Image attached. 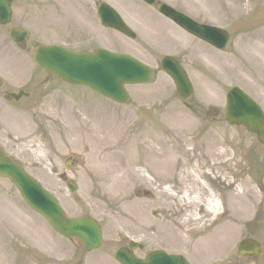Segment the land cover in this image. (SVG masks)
<instances>
[{
  "label": "rangeland",
  "instance_id": "1",
  "mask_svg": "<svg viewBox=\"0 0 264 264\" xmlns=\"http://www.w3.org/2000/svg\"><path fill=\"white\" fill-rule=\"evenodd\" d=\"M159 1L227 30V48L219 51L186 34L138 0L14 1L12 23L0 27V145L69 217L98 220L105 243L87 252L56 235L0 179V264H119L115 253L131 241L144 245L136 251L141 259L162 249L191 264H264V254L259 262L236 255L245 238L264 249V147L225 120L226 94L236 86L264 110V0ZM103 2L125 17L135 41L103 31L95 16ZM16 28L29 32L25 42L11 39ZM68 32L143 61L155 70L153 80L129 86L130 101L118 105L46 74L35 61L39 44L58 40L70 47ZM167 55L179 58L194 86L190 108L160 66ZM249 67L258 83L245 82ZM21 90L32 99L17 102L7 95ZM33 100V109L23 107ZM72 157L76 162L68 168ZM68 181L78 191L71 193ZM166 188L169 198L178 193L177 209L158 198ZM197 194L203 202L218 197L220 215L202 207L192 219ZM235 213L236 224L226 225V216Z\"/></svg>",
  "mask_w": 264,
  "mask_h": 264
},
{
  "label": "water",
  "instance_id": "2",
  "mask_svg": "<svg viewBox=\"0 0 264 264\" xmlns=\"http://www.w3.org/2000/svg\"><path fill=\"white\" fill-rule=\"evenodd\" d=\"M153 4L155 0H144ZM13 0H0V25H8L12 19ZM160 12L172 19L192 35L204 40L218 49H224L229 42V34L221 29L199 25L185 15L163 5ZM102 23L122 34L135 38V34L123 23L120 16L108 5L99 10ZM15 42H21L27 33L16 30L11 33ZM37 62L50 73H55L64 81L74 85H85L119 104L128 101L125 85L147 84L151 81L152 70L126 55H117L100 50L95 55L75 54L58 47H44L37 52ZM165 72L175 81L180 96L186 100L193 93V87L178 62L166 57L162 60ZM1 86V82H0ZM227 121L230 125L244 126L257 135L264 145V113L244 92L234 88L227 95ZM0 176L10 178L20 189L30 206L43 215L61 235L77 238L89 250L98 249L103 244L102 232L93 220H70L55 199L48 194L32 177L0 150ZM71 191L76 187L69 185ZM135 246L132 244L131 248ZM241 257L250 256L256 261L261 256V246L254 240L243 241L238 249ZM121 264H187L181 258L156 253L144 263L136 259L128 250L121 249L116 254Z\"/></svg>",
  "mask_w": 264,
  "mask_h": 264
},
{
  "label": "bare ground",
  "instance_id": "3",
  "mask_svg": "<svg viewBox=\"0 0 264 264\" xmlns=\"http://www.w3.org/2000/svg\"><path fill=\"white\" fill-rule=\"evenodd\" d=\"M253 47V46H252ZM255 50V49H254ZM258 54H256L255 56H252L251 59H253L254 63L258 60ZM264 57V56H263ZM253 68L249 67L247 68L246 72H245V82L249 83L251 82V84H255L258 83L257 81V74L256 72H253ZM131 171V170H130ZM187 197H189L187 194H185V197L183 199H186ZM183 199L181 200V202L183 203ZM218 198L216 196H210L207 200H205L203 202V199L201 198L200 194L196 195V197H194L193 203L194 205L192 206V208L194 209V211H192L191 213V218L193 219L194 216H196V213L198 212V210H200L202 207H204L206 209V211L208 213H211L213 215H216L218 213V209H219V204H218ZM195 201V202H194ZM236 214V215H235ZM234 216H226V225H231L232 224H236V217L239 216L238 213H235Z\"/></svg>",
  "mask_w": 264,
  "mask_h": 264
},
{
  "label": "flooded vegetation",
  "instance_id": "4",
  "mask_svg": "<svg viewBox=\"0 0 264 264\" xmlns=\"http://www.w3.org/2000/svg\"><path fill=\"white\" fill-rule=\"evenodd\" d=\"M140 3L141 4H143L141 1H140ZM145 5V4H144ZM150 8H152V9H154L156 12L158 11L157 9L159 8L158 7V5L156 4V5H153V6H149ZM25 97H24V99H32V97H31V95H30V93H28V94H26L25 93V95H24ZM37 100H33V103L32 104H28V101L27 102H25V106L23 105V107L25 108V109H28V108H30L31 107V109H33L35 106H32L33 104H35V102H36ZM30 103V102H29ZM151 193V191L150 190H147L146 191V195L148 194H150ZM158 193H159V196H158V198H161L162 200H163V202H165L166 204H168L169 206H171V208H174V209H177V201H178V197L176 196L178 193L176 192V193H174L175 195H174V197H168L167 196V191H166V189H165V191L163 190V191H161L160 189L158 190ZM172 206H174V207H172ZM175 215L174 216H179V214L180 213H177V212H175L174 213ZM198 238H200L199 236H198ZM195 245V244H194ZM191 251H192V249H191Z\"/></svg>",
  "mask_w": 264,
  "mask_h": 264
}]
</instances>
